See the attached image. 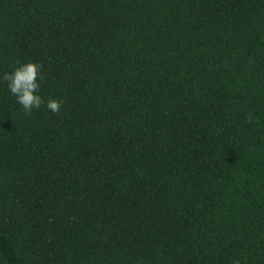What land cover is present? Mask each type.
Listing matches in <instances>:
<instances>
[{
    "label": "trees",
    "instance_id": "obj_1",
    "mask_svg": "<svg viewBox=\"0 0 264 264\" xmlns=\"http://www.w3.org/2000/svg\"><path fill=\"white\" fill-rule=\"evenodd\" d=\"M0 264H264V0H0Z\"/></svg>",
    "mask_w": 264,
    "mask_h": 264
},
{
    "label": "clouds",
    "instance_id": "obj_2",
    "mask_svg": "<svg viewBox=\"0 0 264 264\" xmlns=\"http://www.w3.org/2000/svg\"><path fill=\"white\" fill-rule=\"evenodd\" d=\"M16 66L10 73H4L2 79L7 82L10 93L16 97L17 102L22 105L26 115H31L33 109H39L42 104L54 114H59L61 101L50 98L47 102L38 95L40 89L39 80L43 79L42 64L36 62H15ZM248 122L252 121V115H247Z\"/></svg>",
    "mask_w": 264,
    "mask_h": 264
}]
</instances>
